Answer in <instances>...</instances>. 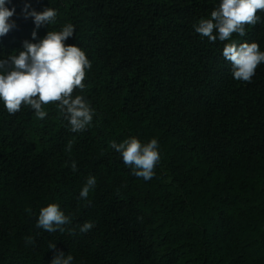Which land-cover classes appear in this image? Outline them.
Instances as JSON below:
<instances>
[{
  "label": "trees",
  "instance_id": "trees-1",
  "mask_svg": "<svg viewBox=\"0 0 264 264\" xmlns=\"http://www.w3.org/2000/svg\"><path fill=\"white\" fill-rule=\"evenodd\" d=\"M25 2L8 5L16 27L0 37V58L35 43L33 30L42 39L74 24L66 43L92 69L73 95L96 115L73 133L55 102L44 120L0 103V264H51L61 251L74 264H264V64L251 82L237 81L222 56L228 41L195 32L219 0H30L58 13L39 29L24 18ZM245 27L232 39L264 51V19ZM130 136L158 139L149 181L111 147ZM89 175L96 186L83 200ZM50 203L72 220L63 233L36 227ZM86 221L94 227L82 233Z\"/></svg>",
  "mask_w": 264,
  "mask_h": 264
},
{
  "label": "clouds",
  "instance_id": "clouds-1",
  "mask_svg": "<svg viewBox=\"0 0 264 264\" xmlns=\"http://www.w3.org/2000/svg\"><path fill=\"white\" fill-rule=\"evenodd\" d=\"M11 3L12 0H0V37L16 27L15 21L10 19L16 12L15 6H8ZM21 11L25 19H33L35 29L55 23L58 15L52 7L36 11L30 0H26ZM258 12H264V0H219L207 18L201 17L192 25L195 32L207 37L210 43L228 41L222 56L230 62L232 77L237 81L251 82L257 67L264 64V51L257 42L240 43L232 39L234 33L244 37L246 25L255 26L264 19ZM75 29L74 24L66 23L59 31L49 30L42 39H37V31L33 30L35 43L25 40L22 51L0 58V103L7 113L15 115L23 105L39 120H44L48 115L44 106L55 102L71 132H83L92 125L96 111L91 102L82 94L73 95L74 89L84 90L86 72L92 69L86 52L79 45L66 43L74 36ZM111 147L119 153L133 176L144 181L155 176L161 159L158 139L142 142L130 136L121 143L113 141ZM68 149L71 150V143ZM71 168L73 172L78 170L75 161ZM95 186V176L89 175L80 190V198L87 200ZM71 223L59 204L50 203L40 209L36 227L49 233H63L65 226ZM93 227L92 222L86 221L79 230L86 233ZM67 230L72 232V229ZM25 239L26 245L34 243L30 237ZM49 248H55V244H50ZM51 264H74V256L70 252L67 255L58 252Z\"/></svg>",
  "mask_w": 264,
  "mask_h": 264
}]
</instances>
